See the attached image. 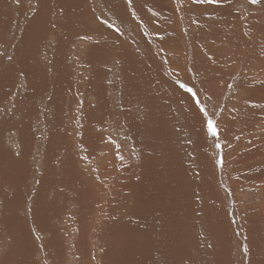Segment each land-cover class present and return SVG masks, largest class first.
<instances>
[{
	"label": "rangeland",
	"instance_id": "374dc122",
	"mask_svg": "<svg viewBox=\"0 0 264 264\" xmlns=\"http://www.w3.org/2000/svg\"><path fill=\"white\" fill-rule=\"evenodd\" d=\"M110 1L0 0V264H116L122 254L131 263L126 252L136 243L160 247L172 257L170 264H264L255 212L264 205V97L244 87L248 79L264 89V72L245 60L247 45L238 50L263 26L264 0H169L163 6L161 0ZM125 13L137 23L134 31ZM139 17L140 23L132 21ZM185 18L200 35V49L194 56L185 39L180 68L173 64L167 72L156 47L185 33ZM236 28L244 38L239 44ZM255 37L252 51L264 54V37ZM116 67L121 85L113 81ZM180 83L192 88L216 122V136L207 133L203 114ZM183 94L194 103L197 119L187 113L189 100L178 99L185 107L172 104L171 96ZM104 115L115 118L118 133L103 124ZM90 130L100 135L89 138ZM120 141L130 150L118 149ZM146 177L154 181L155 195L165 192V202L155 197L152 208L165 203L168 211L150 208L152 216L139 231L145 236L137 239V224L126 219ZM165 226L170 234L163 233ZM129 228L133 238L127 239ZM225 228L229 241L219 243L213 236ZM191 239L202 242L199 249L190 248ZM178 248L184 249L179 256ZM154 250L153 264H164Z\"/></svg>",
	"mask_w": 264,
	"mask_h": 264
},
{
	"label": "bare ground",
	"instance_id": "6f19581e",
	"mask_svg": "<svg viewBox=\"0 0 264 264\" xmlns=\"http://www.w3.org/2000/svg\"><path fill=\"white\" fill-rule=\"evenodd\" d=\"M157 1V0H156ZM155 1V2H156ZM160 1V0H159ZM164 1H167L168 3H171L169 0H161V2H160V4L162 3V6H163V4H166V3H163ZM194 1V0H193ZM99 1H97V3H98ZM109 2H111L110 0H109ZM180 2H183V0H179L178 1V3H180ZM96 3V2H95ZM112 3V2H111ZM114 3V2H113ZM112 3V4H113ZM177 3V2H176ZM193 3H197V2H193ZM121 5L118 7V8H122V3H120ZM158 4V3H157ZM168 5V4H167ZM172 5H174V3L172 4ZM171 7V6H170ZM194 7V6H193ZM117 8V9H118ZM165 8V7H164ZM112 9V8H111ZM121 10V9H120ZM133 10V9H132ZM141 10V9H140ZM164 10V9H163ZM190 10V9H189ZM17 11H18V9H17ZM166 11V10H165ZM185 13L186 12H188L186 9H184L183 10ZM114 12V11H113ZM123 12V9H122V11H121V13ZM240 12V11H239ZM137 13V12H136ZM14 14V13H13ZM17 14H19V16L21 15V11H19V13H17ZM170 14V13H169ZM237 13H235V15H236ZM105 15V14H104ZM120 15V14H119ZM124 15V14H123ZM176 15V14H175ZM121 16V15H120ZM178 16V15H177ZM234 16V15H233ZM238 16V15H237ZM14 17V16H13ZM18 17V15H16L15 16V18H17ZM57 16L55 15V19H57L56 18ZM119 17V16H118ZM131 16L129 15V14H127V13H125V15H124V19L127 21V22H129L130 24V29H131V31H134V29H132V27L133 28H135L136 27V25H137V23L136 24H131V18H130ZM184 17V16H183ZM186 17H187V15H186ZM236 17V16H235ZM241 17V16H240ZM239 17V18H240ZM19 18V17H18ZM143 18V17H142ZM145 18V17H144ZM20 19V18H19ZM54 19V18H53ZM136 19H137V21H138V23H140L141 21H139L138 19H140V17L139 18H135L134 20H132V21H135L136 22ZM11 19H9V21H10ZM15 20V19H14ZM147 20H148V18H147ZM184 20L186 21V22H184ZM124 22V21H123ZM143 22L144 23H146L144 20H143ZM177 22V21H176ZM59 23V22H58ZM122 23V22H121ZM133 23V22H132ZM149 23V22H148ZM152 23V22H151ZM239 24V23H238ZM241 24H243V23H241ZM124 25H126L125 23H124ZM128 25V24H127ZM147 25H149V24H147ZM175 25V24H174ZM178 25V24H177ZM176 25V26H177ZM59 26V25H58ZM175 26V27H176ZM186 27V32L185 33H181V34H179L180 36H178L177 38H175V39H170V41H168V42H164L163 44L161 43V45H159V44H157L158 46L156 47V50H157V54H158V52H160V53H162L163 55H164V57H165V59H164V61H165V68H167V72H170L169 70L171 69L170 67H172L173 66V64H175L176 65V67H177V69H179L180 68V65H179V63L181 62V60L179 59V55H178V51H180L181 52V50H182V48L184 49V45H183V43H186V41H185V39H187L188 41H189V43H190V46L192 47L193 46V50H192V54L194 55V56H197L196 55V53L194 52V51H196L195 49H197V52L199 51V49L200 48H197V45L196 44H199V42H200V40H201V38H200V35H198L197 33V35L195 34V33H193V32H191V30H190V27H191V24H190V22L185 18V19H183V22H182V28L183 27ZM129 27V26H128ZM137 27H138V25H137ZM168 27H169V25H168ZM243 27V26H242ZM126 28H127V26H126ZM240 28V27H239ZM255 28V27H254ZM177 29V28H176ZM233 29V28H232ZM165 30V29H164ZM168 30H170V28H168ZM175 30V29H174ZM239 30L240 29H238V28H236V31H234V33L235 34H238L239 35V37L237 36L236 38L237 39H235V43H240L241 41H243L244 40V38H243V36L241 35V33L239 32ZM255 30V29H254ZM140 31V30H139ZM177 31V30H176ZM175 32V31H174ZM138 33V32H137ZM168 33V32H167ZM172 33H173V31H172ZM178 32H176V34H177ZM69 34V33H68ZM213 34V33H212ZM233 34V33H232ZM255 34V35H254ZM119 35V34H118ZM139 35H140V33H139ZM161 35V34H160ZM164 35H166V34H164ZM142 36V35H141ZM248 36H250V37H248V39H247V41L245 42V44H243V45H241L240 47H238V50H240V51H242L243 50V48H244V45H247L248 46V48H249V56L247 57V58H245V60L246 61H252L253 62V66H254V68L253 69H256L257 71H259V72H264V70L262 71L261 69L264 67V54H262L261 53V51L258 49V48H256V52H253L252 51V48H253V43L254 42H257V37H255V36H258V37H264V23H263V26H261L260 28H259V30L258 31H252V33L250 34V35H248ZM112 37H114V36H112ZM200 38V39H197V38ZM235 37V36H234ZM137 38V37H136ZM160 39V38H159ZM168 40H169V38H168ZM225 40V39H224ZM122 41V40H121ZM143 41V40H142ZM142 41H141V43H142ZM156 41H157V39H156ZM219 41H220V39H219ZM126 42V41H125ZM80 43V42H79ZM84 44V43H83ZM122 44V43H121ZM139 44V43H138ZM207 44V43H206ZM205 44V45H206ZM220 44V43H219ZM218 44V46H220ZM82 45V44H81ZM123 45V44H122ZM155 45V44H154ZM209 45V44H208ZM211 45V44H210ZM77 46V45H76ZM75 46V47H76ZM186 46V45H185ZM227 46V45H226ZM49 47V46H48ZM101 47V46H100ZM139 47H140V44H139ZM147 47V46H146ZM200 47V46H199ZM205 47H207V46H205ZM85 48V47H84ZM143 48V47H142ZM202 48V47H201ZM210 48H213V47H210ZM226 48V47H225ZM228 48V47H227ZM232 48H233V44L232 45H229V50L232 52L233 50H232ZM81 48L79 47V49H78V51L80 50ZM122 49V48H121ZM145 49V48H144ZM234 49V48H233ZM141 50V49H140ZM187 50V49H186ZM207 50H209V49H207ZM128 51V50H127ZM147 51V50H146ZM150 51V50H149ZM203 51V50H202ZM201 51V52H202ZM75 52V51H74ZM144 52V51H143ZM179 52V53H180ZM210 52V51H209ZM45 53V52H44ZM48 53V52H47ZM76 53V52H75ZM159 53V54H160ZM200 53V52H199ZM220 53V52H219ZM52 54V53H51ZM119 56H120V58H119V60H122V55H120V54H118ZM218 56V55H217ZM169 57H173V58H169ZM200 57V56H199ZM126 58V57H125ZM153 58V57H152ZM157 58H159V57H157ZM174 58H177L176 59V61H174L175 59ZM201 58H203L202 56H201ZM124 59V58H123ZM154 59V58H153ZM154 60H156V59H154ZM205 60V59H204ZM77 61V60H76ZM124 61V60H123ZM174 61V62H173ZM122 62V61H121ZM245 62V61H244ZM243 62V63H244ZM164 63V62H163ZM162 63V64H163ZM249 62H247L246 64H248ZM162 64H161V69H162ZM181 64V63H180ZM245 64V63H244ZM245 64V65H246ZM123 65H124V63H123ZM250 66H252L251 64H249ZM118 67L120 66V65H117ZM132 66V65H131ZM114 67V66H113ZM118 67H116V68H114L115 69V72H116V75H114V78H113V81L117 84V85H121V83H122V80H123V78H121V76L123 75L122 73V75L120 76V80H118V78H119V71H120V69H118ZM138 67V66H137ZM150 67V66H149ZM148 67V68H149ZM160 67V66H159ZM193 67V66H192ZM235 67H237V66H235ZM247 67V66H246ZM125 68V67H124ZM127 68V67H126ZM164 68V67H163ZM164 68V69H165ZM123 69V68H122ZM169 69V70H168ZM232 69H233V67H232ZM112 70V69H111ZM125 70V69H124ZM124 70H121V72H123ZM148 70V69H147ZM175 70H176V68H175ZM234 70V69H233ZM50 71V70H49ZM113 71V70H112ZM129 71V70H128ZM163 71V70H162ZM165 71V70H164ZM172 71V70H171ZM114 72V71H113ZM114 72V73H115ZM147 72V71H146ZM85 73V72H84ZM135 73H136V71H135ZM164 73V72H163ZM162 73V74H163ZM50 74V73H49ZM161 74V73H160ZM169 74V73H168ZM174 74V73H173ZM164 75H166V74H164ZM172 75V74H171ZM124 76H125V74H124ZM138 76V75H137ZM170 76V75H169ZM247 77V76H246ZM9 78V77H8ZM11 80V79H10ZM136 81H138V80H136ZM188 81V80H187ZM260 81H264L263 79H260ZM253 82L254 81H249L248 79H246L245 81H244V87L245 88H247L249 91H251L252 93H254V94H257V95H259L260 97H264V89H263V87H262V83L261 84H259V85H255V84H253ZM264 83V82H263ZM15 86V85H14ZM91 86V85H90ZM123 86V85H122ZM176 86V85H175ZM258 86V88L260 89V94L256 91L257 89H256V87ZM143 87V86H142ZM116 88L118 89V87L116 86ZM176 89V88H175ZM242 89V88H241ZM2 90V89H1ZM119 90V89H118ZM173 90H174V87H173ZM139 91H141V88L139 89ZM50 92V91H49ZM16 93V92H15ZM88 93V92H87ZM86 93V94H87ZM178 93H180V92H178ZM17 94V93H16ZM159 95V94H158ZM12 96V95H11ZM177 97L176 98H174L173 96H171V100L173 101L172 102V104H174L175 106L177 105V106H182V105H184V104H182V103H184V102H182L181 104L182 105H180V101L178 100V99H180V97L182 98L183 97V100L185 101V100H189L188 102H187V105H186V108H188V110L189 111H187V113L188 112H191V113H193L194 115H193V117H195L196 119L198 118V115H197V109L194 107V103L192 104L191 103V98H189L188 96L184 99V97L186 96L185 94H183L182 96H180V95H176ZM126 97V96H125ZM124 97V98H125ZM68 98V97H67ZM114 98H115V96H114ZM113 98V99H114ZM66 99V98H65ZM100 99V98H99ZM233 99H235V97L233 98ZM9 100V99H8ZM237 100V99H236ZM129 101V100H128ZM238 101V100H237ZM51 102V101H50ZM147 102H148V100H147ZM128 103H130V102H128ZM142 103H144V102H142ZM111 104H112V102H111ZM118 104V103H117ZM136 104V103H135ZM119 105V104H118ZM167 105V104H166ZM185 105H184V107H185ZM10 106H12V105H10ZM120 106V105H119ZM130 107L129 108H131V103H130V105H129ZM176 106V107H177ZM262 106V105H261ZM2 107V106H1ZM67 107V106H66ZM98 108V107H97ZM180 108V107H179ZM182 108V107H181ZM261 108H263V107H261ZM41 109H43L42 107H41ZM92 109V108H91ZM131 109H133V107L131 108ZM160 109V108H159ZM96 110H98V109H96ZM106 110V109H105ZM119 110V109H118ZM127 110V109H126ZM129 110V109H128ZM182 110H183V108H182ZM10 111H12V110H10ZM10 111H8V113L10 112ZM184 111V110H183ZM186 111V110H185ZM1 112V111H0ZM6 112V111H5ZM41 112V111H40ZM45 112V111H44ZM44 112H43V114H44ZM92 111H90V113H91ZM104 112H106V111H104ZM108 112V111H107ZM110 112V111H109ZM112 112V111H111ZM127 112V111H126ZM125 112V113H126ZM88 113V112H87ZM114 113H119V111H116L115 112V109H114ZM182 113V112H181ZM184 113V112H183ZM12 114V113H11ZM17 114V113H16ZM105 114V113H104ZM110 114V113H109ZM6 115V114H5ZM15 115V114H14ZM87 115V114H86ZM113 115V114H112ZM113 116H115V114L113 115ZM152 116V115H151ZM45 117H47L46 115H45ZM108 117V116H107ZM105 115L103 116V119H105L104 120V125H108V127H111V129H108V130H110V132H115V134L116 133H118L117 132V127L116 126H113L112 125V123H113V121H114V119L115 118H107ZM135 117V116H134ZM160 117V116H159ZM190 117V116H189ZM37 118V117H36ZM39 118H41V117H39ZM150 118V117H149ZM102 119V120H103ZM138 119V118H137ZM196 119H195V121H196ZM142 120V119H141ZM151 120V119H150ZM257 120V119H256ZM35 121V120H34ZM144 121V120H143ZM148 121V120H147ZM191 121H193V119L191 120ZM202 121V120H201ZM55 122V121H54ZM137 122V121H136ZM136 122H135V124H136ZM252 122V121H251ZM260 122V121H259ZM99 123V122H98ZM148 123V122H147ZM146 123V124H147ZM193 123V122H192ZM197 123H198V121H197ZM100 124V123H99ZM109 124H111V125H109ZM153 124H154V122H153ZM191 124V123H190ZM200 124V123H199ZM228 124H229V122H228ZM101 125H102V122H101ZM143 125H144V123H143ZM53 126V125H52ZM103 126V125H102ZM137 126V125H136ZM188 126V125H187ZM257 126V125H256ZM44 127V126H43ZM90 127V126H89ZM157 127V126H156ZM106 128V127H105ZM198 128H200V127H198ZM197 127L196 128H193V131H195V132H197V129H198ZM104 129V128H103ZM141 129V128H140ZM138 130V129H137ZM142 130V129H141ZM148 130H149V128H148ZM199 130V129H198ZM14 131V130H13ZM86 132H88L89 131V128H86V130H85ZM94 131V130H93ZM93 131L91 132V130H90V132L88 133V136H90L89 138H93V136H92V134H96V135H100V132L99 133H96L95 131V133H93ZM104 132V131H103ZM43 133V132H42ZM102 133V132H101ZM13 134H15V133H13ZM34 134V133H33ZM111 134H113V133H111ZM115 134H113V135H115ZM143 134H144V131H143ZM147 134V133H146ZM96 135H94V137H97ZM102 135V134H101ZM117 135H119V134H117ZM141 135V134H140ZM196 135H197V137L198 136H200V134L198 133H196ZM203 135V134H202ZM148 135H146L145 137H147ZM158 136V135H157ZM204 136V135H203ZM139 137V136H138ZM148 137H150V136H148ZM1 138V137H0ZM12 138V137H11ZM10 138V139H11ZM98 138V137H97ZM136 138V137H135ZM204 138V137H203ZM23 139H25V138H23ZM33 139V138H32ZM94 139V138H93ZM145 139H147V138H145ZM144 139V140H145ZM151 139V138H150ZM197 139V138H196ZM201 139H202V137H201ZM257 139V138H256ZM92 140V139H91ZM13 141H14V139H13ZM102 141V140H101ZM254 141V140H253ZM257 141V140H256ZM5 142V141H4ZM142 142H144L143 140H142ZM148 142H150V140L148 141ZM153 142V141H152ZM95 143H96V141H95ZM97 143H99V142H97ZM122 143H124L125 144V146L122 144ZM263 143V142H262ZM43 144V143H42ZM106 144V143H105ZM130 144V143H129ZM148 144V143H147ZM153 144V143H152ZM247 144V143H246ZM15 145H17V143L15 144ZM91 145H92V143H91ZM100 145V144H99ZM149 145V144H148ZM93 146V145H92ZM108 146V145H107ZM109 146H110V144H109ZM108 146V147H109ZM151 146V145H150ZM22 147V146H21ZM175 147V146H174ZM85 148H88V147H85ZM90 148V147H89ZM94 148V147H93ZM101 148V147H100ZM106 148V147H105ZM226 148V147H225ZM246 148V147H245ZM257 148H259L260 149V147H256L255 148V153L257 152ZM97 149V148H96ZM95 149V150H96ZM104 148H101L100 149V152L103 150ZM118 149H123L122 151H124V152H126V149L129 151L130 150V146L128 145V143L127 142H123V141H120V143H118ZM133 149H135L134 147H133ZM144 149V148H143ZM155 149V148H154ZM160 149V148H159ZM250 149V148H249ZM58 150V149H57ZM230 150V154H232L233 153V151L235 150L236 151V149H234V150H231V149H229ZM108 151V150H107ZM136 151V150H135ZM134 150H133V152H135ZM160 151V150H159ZM251 151V150H250ZM253 151V150H252ZM98 152V151H97ZM119 152V151H118ZM138 152V151H137ZM102 153H104V152H102ZM144 152L142 151V150H140V152H139V156H141L142 154H143ZM155 153V152H154ZM159 153V152H158ZM134 155V154H133ZM171 155V154H170ZM178 155V154H177ZM64 156V155H63ZM117 156V155H116ZM135 156V155H134ZM138 156V157H139ZM156 156V155H155ZM101 157V156H100ZM108 157V156H107ZM118 157V156H117ZM116 157V158H117ZM136 157V156H135ZM250 157H251V155H250ZM59 158V157H58ZM64 159V158H63ZM110 160H112V162H113V159H112V157H110L109 158ZM118 159V158H117ZM131 159H133V158H131ZM135 160V159H134ZM205 161V160H204ZM105 162H106V160H105ZM111 162V161H110ZM109 162V163H110ZM121 162L123 163V161L121 160ZM164 162V161H163ZM203 162V161H202ZM146 163H148V162H146ZM140 164V163H139ZM154 164H156V163H154ZM178 165V164H177ZM125 166H123V168H124ZM136 167V166H135ZM164 167V166H163ZM208 168V167H207ZM176 169V168H175ZM76 170V169H75ZM148 170V169H147ZM168 171H169V169H167ZM123 171H125V168L123 169ZM150 172H152V171H150ZM165 172V171H164ZM60 173V172H59ZM149 172H145V174H148ZM62 174V173H61ZM101 174H103V173H101ZM128 174V173H127ZM142 174V173H141ZM168 174V173H167ZM223 173H220V176L222 175ZM104 175V174H103ZM102 175V176H103ZM105 175H106V173H105ZM148 175H150V174H148ZM61 176V175H60ZM82 176V175H81ZM115 177V176H114ZM124 177H126V175L124 176ZM141 177V176H140ZM149 177V176H148ZM151 177V176H150ZM197 177V176H196ZM170 178V177H169ZM74 179V178H73ZM103 179H105L104 177H103ZM103 179H101L100 181H102ZM143 180V179H142ZM60 181V180H59ZM87 181V180H86ZM91 181V180H90ZM113 181V180H112ZM119 181V180H118ZM241 181V180H240ZM80 182H81V180H80ZM163 183H164V181H162ZM161 181L158 183L159 185V187L161 188V187H164V185H163V183H162ZM198 182V181H197ZM85 183V182H84ZM98 183H100V182H98ZM153 183H154V181L153 180H148V178L146 177L145 178V180H144V183H143V190H142V192L139 194V195H136L135 196V199L137 200V205H134V206H136V207H134L135 209L131 212V214L129 215L130 217H128L126 220H128L129 221V219L131 218L132 219V221L135 223V224H137V228H139V230L138 231H136L135 230V232H134V234H136V235H134V237H136L137 239H139V238H142V235L143 236H145V234L144 233H140L139 231H140V229H142V225H146V222H148V219L152 216V215H149V213H148V210L151 208V210L152 211H158V210H160V208H162V210L160 211L162 214L163 213H165V212H167L168 210L165 208V203L163 204V203H159V206L158 207H156V208H152L154 205H153V199H155V197H157L158 199H159V201L160 202H165L164 200V197H162V195H164L165 196V192L164 191H162V195H161V193L160 194H154L153 192H155L154 191V187H153ZM161 183V184H160ZM80 184L81 183H79L78 184V186H80ZM92 184V183H91ZM91 184H89V186L91 185ZM110 184V183H109ZM142 184V183H141ZM197 184V183H196ZM93 185V184H92ZM96 185V184H95ZM100 185H102V183L100 184ZM100 185H98V186H100ZM105 185V184H104ZM123 185H126V184H123ZM137 185V184H136ZM224 185V184H223ZM67 186V185H66ZM66 186H64V187H66ZM84 186V185H83ZM88 186V185H87ZM134 186V185H133ZM140 186V185H139ZM142 186V185H141ZM126 187V186H125ZM200 187V186H199ZM85 188V190H89V188H87L86 189V187H84ZM95 188V187H94ZM118 188H121V187H119L118 186ZM98 189V188H97ZM103 189V188H102ZM105 189V188H104ZM115 189V191H116V188H114ZM195 189V188H194ZM213 189L214 188H211V190H209V191H213ZM87 190V191H88ZM93 190V189H92ZM101 190V189H100ZM118 190V189H117ZM139 190V189H138ZM165 190V189H164ZM215 190V189H214ZM96 191V190H95ZM99 191V190H98ZM153 191V192H152ZM216 191V190H215ZM101 192H102V190H101ZM151 192V194H149ZM169 192V191H168ZM190 192H192V191H190ZM64 193H65V191H64ZM84 193V192H83ZM86 193H88V192H86ZM85 193V194H86ZM153 193V194H152ZM193 193V192H192ZM65 194H68V193H65ZM85 194H84V197H85ZM92 194V193H91ZM149 194V195H148ZM73 195V194H72ZM93 195V194H92ZM102 195V194H101ZM75 196V195H74ZM86 196H88V195H86ZM94 196V195H93ZM193 196V195H192ZM121 197L123 198V196L121 195ZM190 197V200H192V202L194 201L193 200V198H191V195L189 196ZM213 197V196H212ZM87 197H85V199H86ZM69 199V198H68ZM111 198H109V200H110ZM124 199V198H123ZM174 199V198H173ZM135 200V201H136ZM71 201V200H70ZM111 201V200H110ZM124 201V200H123ZM126 201V200H125ZM135 201H134V203H135ZM167 201V200H166ZM187 201H189V199L187 200ZM77 202V201H76ZM191 202V201H190ZM72 203V202H71ZM146 203V205H147V207H143L144 206V204ZM111 204V203H110ZM110 204H108V202H107V205H110ZM145 205V206H146ZM178 206V205H177ZM113 207V206H112ZM106 208V207H105ZM107 208H108V206H107ZM110 208V207H109ZM112 209V208H111ZM190 209V208H189ZM109 210V209H108ZM144 211L145 212V214L144 215H141L142 214V212ZM179 211V210H178ZM110 212V211H109ZM109 212H107V213H109ZM256 212V215H257V221H258V223H259V226H256V232H258V231H262V233H261V235L259 234L258 236H262V235H264V205L263 206H261L260 208H257V210L255 211ZM111 213H112V211H111ZM110 213V214H111ZM150 214H153V213H151L150 212ZM112 215V214H111ZM116 215H117V213H116ZM120 216V215H119ZM154 216V215H153ZM108 217H110V216H108ZM112 217H114V216H112ZM208 217V216H207ZM6 218V217H5ZM111 218V217H110ZM115 218V217H114ZM178 218V217H177ZM181 218H183V217H181ZM209 219V218H208ZM113 221H115V219L113 220ZM131 221V220H130ZM130 221H129V224H130ZM219 221V220H218ZM218 221H216V222H218ZM222 221L223 220H221V223H222ZM110 222H111V220H110ZM127 222V221H126ZM114 223V222H113ZM112 223V224H113ZM125 223V222H124ZM162 223V222H161ZM179 223V222H178ZM185 223V222H184ZM220 223V224H221ZM256 223V222H255ZM111 224V225H112ZM115 224V223H114ZM132 224V223H131ZM180 224V223H179ZM148 225H150V224H148ZM163 225H164V223H163ZM253 225H256V224H253ZM176 226H178L177 224H176ZM223 226H224V223L222 224V229H223ZM248 226V225H247ZM261 226H262V229H260L261 228ZM126 227V226H125ZM148 227V226H147ZM171 227V226H170ZM169 227V228H170ZM180 227V226H179ZM249 227V226H248ZM133 228H134V226H133ZM169 228H166V226L164 227V230H163V233H167V234H170V231H171V229H169ZM174 228H176L175 226H174ZM218 228V227H217ZM181 229V228H180ZM227 229H229V228H225L224 229V233L223 234H220V233H216V235H214L213 237L215 238V239H217V241H219V243H223V242H226L227 240L229 241V238L228 237H226L225 236V231L227 230ZM178 230V229H177ZM129 231L131 232V236L130 235H127V239H129L130 237H132V233H133V231H132V229H130L129 228ZM143 231V230H142ZM157 231V230H156ZM162 231V230H161ZM109 232V231H108ZM127 232V231H126ZM177 232V231H176ZM111 233V232H110ZM114 233V232H113ZM183 233V232H182ZM115 234V233H114ZM148 234V233H147ZM154 235V234H153ZM177 234L176 233H174V237L176 236ZM161 236H162V234H161ZM166 236V235H165ZM168 237H169V235H167ZM257 236V237H258ZM172 237V236H171ZM257 237H255L256 239H257ZM133 238V237H132ZM168 239V238H167ZM86 240V239H85ZM162 240H163V238H162ZM167 241V240H166ZM192 242V243H191ZM215 242H216V240H215ZM232 242V241H231ZM29 243V242H28ZM82 243V242H81ZM199 243H202V242H200L199 240H194V239H191V241H190V248L191 249H193V250H196V249H199ZM217 243V242H216ZM170 244V243H169ZM193 244V245H192ZM84 245H85V243H84ZM235 246H238L237 248L240 250L241 249V242L240 243H236V245ZM90 247V246H89ZM169 247V246H168ZM160 248V247H159ZM159 248H155L156 250H154V249H152V247L149 245H139V244H134V246H133V248H132V245H131V247H129V249H127L128 250V252H126L127 254H129V256L130 257H128V258H130L131 259V257H132V261H131V263H127V261L125 260V258L123 257V254H122V256H118V262L116 263V264H153V259L155 260V258H153V256H151V251H153L154 250V256L156 257V261H161L162 260V262L164 263V264H170L171 262H172V257H171V259H167L166 258V253H165V251L164 250H160ZM1 250V249H0ZM181 250H184V249H179L178 248V251H177V255L178 254H180L182 251ZM186 250V249H185ZM125 251V250H124ZM187 251V250H186ZM241 251V250H240ZM256 251V250H255ZM122 252V251H121ZM183 253V252H182ZM186 253H188V252H186ZM237 254H238V252H237ZM241 255V254H240ZM125 256V255H124ZM179 256V255H178ZM182 256H184V255H182ZM127 258V259H128ZM264 259V258H263ZM262 258H261V256H260V261L259 262H261L262 260H263ZM238 260H239V256H238ZM218 261V260H217ZM243 261H245L244 260V258H243ZM264 261V260H263ZM263 261H262V263H263ZM129 262V261H128ZM155 262V261H154ZM258 262V263H259ZM238 264L240 263V262H237Z\"/></svg>",
	"mask_w": 264,
	"mask_h": 264
},
{
	"label": "snow or ice",
	"instance_id": "6c2138e0",
	"mask_svg": "<svg viewBox=\"0 0 264 264\" xmlns=\"http://www.w3.org/2000/svg\"><path fill=\"white\" fill-rule=\"evenodd\" d=\"M194 2H206V3H211L213 0H194ZM253 3H256L257 0H252ZM117 31H119L117 29ZM180 88L184 89L186 92L191 93L192 98L195 100V103L199 109V111L203 114L204 119H205V127L207 130V133L211 136H216L217 135V127H216V122L209 117L207 110L200 105V101L196 99V93L193 92L192 88L188 87L184 83H180Z\"/></svg>",
	"mask_w": 264,
	"mask_h": 264
}]
</instances>
